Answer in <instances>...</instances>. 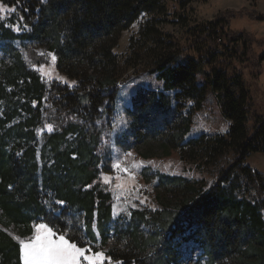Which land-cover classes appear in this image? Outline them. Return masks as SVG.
Instances as JSON below:
<instances>
[{"label": "trees", "instance_id": "16d2710c", "mask_svg": "<svg viewBox=\"0 0 264 264\" xmlns=\"http://www.w3.org/2000/svg\"><path fill=\"white\" fill-rule=\"evenodd\" d=\"M194 2L0 0L5 6L2 12L9 16L0 24V36L37 44L55 55L57 72L64 80L48 90L18 54L11 67L0 71L4 108L0 219L7 220L18 236L29 237L34 223L51 220L76 241L86 234L96 244L92 229L96 218L105 238L115 202L112 193L99 185L103 141L97 134L90 135L86 126L97 121L101 111L105 125L111 126L118 100L139 82L151 87L149 97L137 96L147 101L139 105L138 119L147 126L149 140L158 144L161 158L177 152L179 160L196 171L194 179L182 174L152 175L148 181H157L160 192L155 194L154 210L132 209L125 214V206L118 205L117 215L125 214L130 223L118 232L109 253L122 264H180L174 239L181 228L195 224L205 259L199 264H264V174L246 165L251 155H264V116L252 119L250 90L242 74L227 64L233 59L246 62L242 58L252 53L253 45L264 46V40L256 41L249 33L232 32L231 22L264 21V16L247 9L219 14L189 31L192 41L187 54L193 55L183 58L180 42L164 33L163 27L174 24L170 3L184 11ZM10 7L17 10L7 11ZM143 18L138 37L130 39L129 54H116L122 35ZM16 24L20 31L10 26ZM248 61L257 73L264 56ZM137 68H143L142 75L121 92L126 73ZM133 99L129 113L135 107ZM50 111L57 119L49 114L45 122ZM169 113L175 121L166 124L170 129L150 134L158 116ZM39 129L47 138L43 169L36 161ZM225 129L227 134L222 132ZM69 134H77L72 143L67 141ZM204 175L213 180L211 186L204 183ZM72 214L76 216L73 227L68 222ZM142 225L149 226L150 232H144ZM18 249L0 229L2 264H19Z\"/></svg>", "mask_w": 264, "mask_h": 264}, {"label": "rangeland", "instance_id": "374dc122", "mask_svg": "<svg viewBox=\"0 0 264 264\" xmlns=\"http://www.w3.org/2000/svg\"><path fill=\"white\" fill-rule=\"evenodd\" d=\"M168 8L174 24L164 26L163 32L172 35L175 40L180 42L181 49L184 51L183 58L187 55H193L192 53L187 54L190 42L192 41V36L189 33L192 28L213 21L219 14L228 10L238 12L241 9H247L250 13L254 12L259 16H264V0H195V2L184 11H182L178 5L171 3L168 5ZM0 13H2L0 14V24H2L9 16L5 15L3 12ZM182 17L187 19V21H182ZM145 20V18L141 19L138 24L122 35L119 46L115 50L116 54L123 56L129 54L130 39L132 37H138L140 26ZM230 29L232 32L249 33L256 41L264 40V21L238 18L231 22ZM220 44L223 47L225 42L223 41ZM242 44L243 43H239L238 46L242 47ZM17 54L20 55L25 65L32 72H35L40 76L43 84L48 90H51L52 86L57 83H64V80L58 74L56 69L57 57L55 61H52L51 56L49 55L50 53L44 48L39 47L37 44L24 42L22 40H7L3 36H0V71H4L8 67H11L14 63L15 55ZM262 56H264V46L259 47V45H253L252 53L250 55L248 54L247 57L242 58L246 62L242 63L237 59L227 62V64H232V68H235L242 74L243 79L250 90L253 113L252 119L264 116V62L261 64V70L254 73L251 69L248 58H260ZM142 69L143 68H137L134 71L126 73L123 83L120 86L121 92H126L125 87L134 83L136 80L135 77L137 78L142 75ZM149 88H151L149 84H139V82L128 88V92L124 93L126 95L120 97L118 100V111L116 110L113 114V118L110 122L112 123L111 126L107 127L105 125V114L102 111V114L97 121L86 126V131L90 135L97 134L100 140L103 141L102 154L99 155V167L103 169V172L99 175V185L101 190L110 191L112 193L115 202L113 207V217L107 226L105 238L101 236L95 218L94 224L96 225V229L93 230V232L96 235L98 243L95 244L94 250L103 251L106 256L111 257L113 264H116L117 260L114 259L112 253H109V251L114 245L118 232L122 231L130 223V220L125 214H128L132 209H156L154 198L155 194L159 195L160 192L156 190L157 181H148V179L158 172L167 173L169 175L182 174L190 179H194L195 176V167L182 163L179 160L177 152L172 153L169 158H161V154L157 151L158 144L154 140H149L147 126L145 123L142 125V121V124L139 122L138 107L139 105H145V102L147 101L146 99L145 101L140 98L138 99L137 96L142 97L143 95H146V97H149L151 94L149 90H147ZM143 90L146 91L145 94H143V92H145ZM166 95L168 96L169 94L166 93ZM134 97L135 99H133ZM132 99L134 100L135 107L133 108V112L129 113L128 110L132 106ZM1 103L2 102H0V117L4 112ZM49 114L51 115V118L54 117L55 120L57 119V116H54V111H50L45 114V122L49 120ZM158 117L159 119H156L157 121L150 131V134L152 135L155 133L157 134L158 132H167L170 129V126L168 127L166 124H169L170 122L175 123L174 119H172L173 115L171 113L164 117ZM167 120H169V122H167ZM79 126L85 127L82 123H80ZM126 131L127 133L124 134ZM222 132L227 134L228 130L225 129ZM37 133L39 147H37L36 161L40 169H43L45 160L42 159V151L47 138L44 136V131L42 129H39ZM76 136L77 134H69L67 141L72 143L73 140L76 139ZM149 149L153 150L154 155L152 154L149 156ZM128 153H131L132 155L128 156ZM141 155H148L149 159H144ZM117 163H120L121 165L119 169L115 167ZM246 165L253 171L264 174V155H251L247 159ZM125 168L128 169V172L124 171ZM105 177H107V182L105 181ZM204 177L206 178L207 175H204L203 178ZM204 183L209 187L212 185L213 180H207L206 178ZM129 189L131 190L129 191ZM118 205L125 206V214L120 216L117 215L119 213ZM48 209H51V207ZM69 218L68 222L72 225L71 227L75 226V221L73 220L76 219V216L72 214V216L69 215ZM0 229L6 232L17 245H19L17 238L28 239L34 234L33 228L31 236L26 238L18 236L16 230L12 226H9L7 220L2 219V217L0 219ZM141 229H143L144 232H150V228L147 225H142ZM196 233L197 226L195 224L184 226L177 233V237L174 240L175 244L177 243L178 245L177 251L180 264H199L205 262L204 252L198 242L199 236H196ZM68 237L69 235L66 234V238ZM18 261L19 264H22L19 249ZM0 264H2L1 256Z\"/></svg>", "mask_w": 264, "mask_h": 264}, {"label": "snow or ice", "instance_id": "6c2138e0", "mask_svg": "<svg viewBox=\"0 0 264 264\" xmlns=\"http://www.w3.org/2000/svg\"><path fill=\"white\" fill-rule=\"evenodd\" d=\"M4 7L3 3H0V12L4 10ZM16 10L15 7L7 9V11L12 13ZM19 19L23 20V17ZM10 26L17 31L21 30L19 24ZM24 28H27V25H24ZM49 55L52 61L56 60L55 55ZM51 127L49 124L48 128L50 131ZM127 155L131 156L132 154L128 153ZM115 167L119 169L121 167L120 163H117ZM124 171L128 172V169L125 168ZM105 181L107 182V177H105ZM57 203L63 202L57 201ZM50 224L52 226H49ZM33 228L34 234L30 238H17L20 245L19 252L22 264H106V262L107 264H113L111 257L106 256L103 251L94 250L95 244L93 240L87 238L86 234L79 241H76L71 236L66 238V232H61L51 220L34 223ZM65 229H68L67 225H65ZM92 229H96L94 223L92 224ZM80 230L86 232V229ZM116 264H122V262L117 261Z\"/></svg>", "mask_w": 264, "mask_h": 264}]
</instances>
